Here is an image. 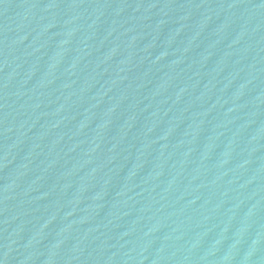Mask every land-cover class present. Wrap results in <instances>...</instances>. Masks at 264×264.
I'll list each match as a JSON object with an SVG mask.
<instances>
[{"label": "water", "instance_id": "1", "mask_svg": "<svg viewBox=\"0 0 264 264\" xmlns=\"http://www.w3.org/2000/svg\"><path fill=\"white\" fill-rule=\"evenodd\" d=\"M0 264H264V0H0Z\"/></svg>", "mask_w": 264, "mask_h": 264}]
</instances>
